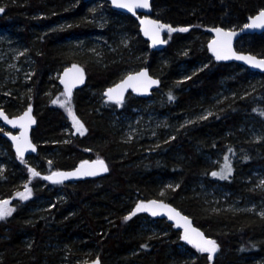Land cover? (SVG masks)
<instances>
[{"label":"trees","instance_id":"obj_1","mask_svg":"<svg viewBox=\"0 0 264 264\" xmlns=\"http://www.w3.org/2000/svg\"><path fill=\"white\" fill-rule=\"evenodd\" d=\"M101 1L0 0L5 9L0 34L24 42L33 59L32 76L24 84L0 70V103L8 115H18L34 98L38 154L29 159L39 160L43 174L72 169L95 153L109 166V173L97 179L50 184L43 177L30 183L25 161L15 156L0 129V164L6 165L0 199L14 197L17 206L0 222V264H85L77 261L84 257L99 258L101 264H169L171 256H178V239L173 243L172 238L181 232L153 237L144 230L149 215H131L140 201L149 199L176 206L216 241V255L209 259L208 253H197L194 264L263 263L264 214L212 210L202 187L216 179L241 203L264 200V192L242 182L252 169L264 168V74L237 63H218L207 48L212 28H242L264 9V0H152L154 18L188 29L168 32L162 51L150 48L133 17ZM120 20L137 34L127 48L112 37ZM98 34L113 51L82 49ZM236 49L264 58V33L241 36ZM72 63L83 65L88 74L71 100L88 129L83 136H74L66 114L49 103L48 93L57 84L53 75ZM144 67L161 80L160 93L156 90L150 99L167 120L163 128L155 127L157 135L142 130L128 140L120 117L132 118L133 109H144L147 99L127 97L117 104L104 92L128 70ZM206 108L213 109L208 117L181 123ZM218 153L219 163H211ZM31 169L35 171L33 165ZM22 178L32 185L24 200L18 195ZM166 181L177 186L163 198L158 193Z\"/></svg>","mask_w":264,"mask_h":264},{"label":"rangeland","instance_id":"obj_2","mask_svg":"<svg viewBox=\"0 0 264 264\" xmlns=\"http://www.w3.org/2000/svg\"><path fill=\"white\" fill-rule=\"evenodd\" d=\"M96 5H99L101 7V3L96 4ZM96 5H94L93 8H98ZM1 7L3 8L2 5H0V8ZM122 22L123 21L120 20V22L117 25H113L114 30L112 32V37L114 38L117 36L119 38L118 40L120 41L122 48H127L136 39L137 34L135 31H133V29L126 28L128 24L126 25L124 23L123 26H121ZM167 36L168 34L166 35V38ZM102 38H104V36L101 34L93 36L92 39L86 44V47H83L82 49L83 50L88 49L91 52H97V53L104 52L106 48L113 51V48L106 47L105 43L102 42L103 41ZM144 55L147 56L148 52H144ZM32 65H33V59L30 56V49L26 44H24V42L18 40L14 35L12 36L10 34L8 35L0 34V70L6 73H9L12 76V78L10 77V79H12L11 80L12 82H16L17 80H21V84L28 82L33 73ZM68 66L69 65L65 66V68ZM134 71H136L135 68L128 70L123 75V77H125L127 74L134 72ZM53 76L56 79L57 84L56 86L53 85L54 86L53 89L50 90V92L48 93L50 97L49 103L61 109L66 114V116L69 119L70 126H71V121H73V119L69 115L67 109L68 107H71L72 113L76 117L74 113V109H73V104L71 103L70 100L66 98L62 87L59 85L60 73H55ZM186 76L187 75L183 77H186ZM29 90H30V87H27L25 88L24 91H29ZM157 91L160 93V90H157ZM224 99H225V95H223L220 100L216 99L215 103L218 104L222 102ZM66 100L70 101V103L65 104L64 107H61V104L64 103ZM33 101H34V98L30 97L28 99L29 104H26V107L31 105ZM54 101L56 102L54 103ZM154 104H155V100L148 98L146 100V105L144 109L141 107L133 109L134 115L132 118L130 117V115L123 117V118L120 117V121L122 122V126H123L122 131L125 134L126 139L132 140V139H135L136 137H139L140 132L142 130L147 132L148 135L150 136H155L157 135V132H158V130L157 131L155 130V127L157 129L163 128V126L166 123L167 117L159 115L158 112L154 109ZM1 106H3V104L0 103V108ZM212 110L213 109L211 108H206L198 113H195L192 117H185L181 121V123L188 124L195 120L206 118L212 113ZM145 113H146V118L143 121L145 117L144 115ZM0 129L3 130V132L7 131L1 123H0ZM253 132L255 135L259 134L258 137H260V135L262 136L261 132L259 133L257 131H253ZM220 156H221L220 153H218L216 154L215 157H211V159L209 156L208 160L210 159V162L213 164H218L220 161L219 160ZM92 159H104V158L100 154L95 153L93 154ZM25 164L27 165L28 169H31L33 165V167H35V171L39 173L38 176H33L32 173L30 172L29 177H27V181L29 178L30 183L37 179L43 178L45 177V175H47L41 172V168H40L41 165H39V160L27 159L25 161ZM5 170H6V165L3 163L0 164V176L3 174ZM242 182H245L244 184L247 185V187H249L252 190L264 192V168L256 167L252 169L249 175L243 178ZM20 185H21L20 187H22L21 189H19L20 193H26L27 190L25 188V185H27L28 192H30V187H32V185L24 183L23 178L21 179ZM176 186H177V183L166 181L160 186V190L158 194L164 198L167 195V192H168L167 190H169L170 188H174ZM202 189H203L204 200H205L204 202L206 206L211 208L212 210H215V211L217 210L233 211L234 210V211H246V212L248 211V212L256 213L259 215L264 214V200L263 199L261 198L259 200L246 199L244 203H241L240 201H238L237 198H233L232 192L229 189H226L222 185L221 181L219 180L215 179L213 182L209 183V186L205 185L202 187ZM27 196H30V194H28ZM5 199L7 198L0 199V202L4 201ZM141 204H144V201H140L138 203V205H141ZM8 207L13 209V211L11 212V215L13 212H15L17 208V206L14 205L13 202L10 205H8ZM136 208L134 212L136 211ZM136 213H145V211H140ZM11 215H8L4 217L3 219H0V222L6 221L7 218ZM157 220L158 219H154L150 217L148 222H146L144 225V230L150 231L152 233V236L156 238L165 237V236L168 237L171 233V230L175 228L172 227L171 229L165 223H160ZM177 239H178V242H177L176 248H177L178 256H175V257L174 255L171 256L172 258L170 259L172 262H170L169 264H194L197 258V253H203V252L198 251L196 247L192 246L187 241H185L182 234L178 238H172L173 243ZM216 253L217 251L214 254H212V257H214ZM77 261H79V263H85V264H88L91 262L87 257L79 258ZM258 264H264V262L262 263L260 261L258 262Z\"/></svg>","mask_w":264,"mask_h":264},{"label":"water","instance_id":"obj_3","mask_svg":"<svg viewBox=\"0 0 264 264\" xmlns=\"http://www.w3.org/2000/svg\"><path fill=\"white\" fill-rule=\"evenodd\" d=\"M89 1H96V0H89ZM106 2H108L111 6V8L117 12L123 13L125 15L131 16L133 17L137 23H138V27H139V32L142 36V38L144 40H146L150 46L151 49L155 50V51H162L166 48L167 46V39H166V35L169 32L168 31V27H171L170 24L165 23L163 21H160L156 18L153 17V6H152V0H148V4L149 7L148 8H135L134 11H129L127 8H120V7H116V5L113 3V0H104ZM122 2H128V0H122ZM2 8V7H1ZM4 9V8H3ZM5 11V9H4ZM3 12H0V17L3 15ZM262 11H264V9H262L258 14L254 15L253 17H250L248 19V22L240 29H228V28H224V27H214L211 29L210 33H211V39L207 44V48L209 51V54L211 55V57L218 63H237L240 64L246 68H248L249 70H251L252 72H256L259 74H264V69L261 68H256L253 67L250 63L245 62V60H240V59H235L230 58V59H216V55L213 52L212 47H210V45H212V42L214 40L223 42L226 38L225 37H218L217 32L215 31L216 29H220L221 32H227V33H235V35L231 36V41H230V46H231V51L233 53H235L236 56H243V57H253L256 60H264L263 57H258L254 54L251 53H244V52H239L236 49V43L238 42V40L241 38V36L243 35H253V34H262L264 33V28H250V27H246V25H249L252 23V20L257 17ZM143 21V23H142ZM148 21H152L155 22V24L159 25V24H163L166 27L163 29H159V36H158V40L159 42L154 43L153 42V37L155 35L156 29L154 27L153 24H149L147 23ZM172 28V27H171ZM145 29L148 30L149 34L146 35L145 34ZM219 45H214L213 47H218ZM73 67L79 68L82 70L83 72V83H75L74 86L71 87V96L68 97L65 93V84L62 83V80L67 81L70 85L72 84V78L74 76H76V73H69V76L66 77L65 73L68 72L69 69H73ZM146 73V76H140V73ZM135 77L136 79H133L131 81L128 80L129 77ZM88 80V74H87V70L85 69V67L79 63H73L71 65H69L68 67L64 68L59 76V85L62 87L65 96L68 100H71L74 92L76 90H79L81 88H83ZM127 81V84H125V82ZM151 81H156V83H151ZM118 85H124V88L122 90V99L120 100V102H123L127 96V94L129 92H131L134 96L139 97V98H144L147 99L149 97H151L154 93V91L158 90L161 86V80L158 77L153 76L150 73V70L146 67L141 68L140 70L136 71V72H132L127 74L124 78H122L120 81H118L117 83L107 87L105 94L108 92L109 89L112 88H117ZM120 90H118L119 92ZM118 93H113V96H116ZM107 98L109 99L108 95H106ZM110 100V99H109ZM110 101L115 102L114 99H111ZM29 108H31V112H30V117L32 119V121H34V123L29 122L27 119L25 121H23L24 124H26V135H27V140L31 143L32 146H34L35 151H32L31 148L27 149L24 152L23 158L22 159H26L28 156L33 155L36 156L38 154V145L36 144V142L33 140V131L36 129L37 124H38V120L37 117L35 115V111H34V106L33 105H29L22 113L15 115V116H10L6 113V111L3 108H0V113H2L3 115H0V123H2L6 129H8L9 131H6L3 133V137L10 143L13 152L15 153V155L21 159V157L18 156L17 151H16V141H14L12 139V137H19L21 135V132H24L25 129H22L19 125L21 123L20 121V117L24 116V114L26 112H28ZM5 117L7 119H5ZM8 121H16V126L14 127L13 124L9 123ZM81 124L82 121L79 120ZM84 128L86 129L87 132V128L86 126L83 124ZM76 134V133H75ZM21 143H23V141H21ZM97 161H103L104 166L107 168V171H102L99 170L100 169V165L97 164ZM83 166V167H81ZM77 170H80L79 172ZM90 171H98V174L96 175H83L82 173L84 172H90ZM55 172H60V173H77V175L72 176L68 179H64L62 180L61 183H53L51 180L46 179V181L50 184H67V183H77L80 181H85V180H92V179H97L100 177H104L109 173V166L108 164L102 160V159H95V160H86L83 161L81 163H79L76 167L72 168V169H68V170H58ZM53 173V172H52ZM52 173H49L48 175H46V177H50L52 175ZM14 200V197L11 198H7L4 201H8V205L11 204ZM152 201H156L157 204H165L168 206V208L173 209L175 212H178L180 214V216L182 217H186L188 219V221L190 222V225L192 228L197 229L198 231H200L201 233H203V236L206 239H210V237H208L204 231L202 229H200L198 226H196V224L193 222L192 218L188 215H186L185 213H183L180 209H178L176 206L172 205V204H168L165 203L159 199H149L146 200L144 202V205L149 204ZM7 205V206H8ZM161 214L153 216L151 214L150 211H145L146 214H148L150 217L154 218V219H162L167 221L168 223L172 224L173 227L180 231L182 233V235L184 236V228L183 227H178L177 224H183V221L179 219V217L175 218V219H169V213L167 212L166 209H160L159 210ZM192 245V244H191ZM193 246V245H192ZM101 264V261L99 258L94 259L93 261H91L88 264Z\"/></svg>","mask_w":264,"mask_h":264},{"label":"snow or ice","instance_id":"obj_4","mask_svg":"<svg viewBox=\"0 0 264 264\" xmlns=\"http://www.w3.org/2000/svg\"><path fill=\"white\" fill-rule=\"evenodd\" d=\"M113 3L116 5V7H120V8H127L129 11H134L135 8H148L149 4H148V0H128V2H122V0H113ZM4 9L0 8V12H3ZM143 23V21H142ZM147 23L149 24H153L156 32L155 35L153 37V42H159L158 40V36H159V29H163L166 26L163 24H155V22L152 21H148ZM246 27H250V28H264V11H262L257 17H255L252 20V23L249 25H246ZM187 28H180V29H174L171 27H168V31L172 32V31H187ZM217 32L218 37H225L226 39L223 42L214 40L212 42V45H210V47H212L214 54L216 55V59L220 60V59H230V58H235V59H240V60H245V62L250 63L253 67L256 68H261L264 69V60H256L253 57H243V56H236L235 53H233L231 51V46H230V41H231V36L235 35V33H227V32H221L220 29H216L215 30ZM145 34L148 35L149 32L147 29H145ZM214 45H219L218 47H213ZM76 73L77 75L74 76L72 78V84L70 85L67 81L62 80L61 82L65 84V93L68 97L71 96V87L75 85V83H83V72L81 69L73 67V69H69L68 72L65 73V76L68 77L69 73ZM140 76H146V73H140ZM133 79H136L135 77H129L128 80L131 81ZM151 83H156V81H151ZM125 84H127V81L125 82ZM124 88V85H118L117 88H112L109 89L108 92L106 93V95H108L109 99H114L116 103H119L120 100L122 99V90ZM118 90H120L118 92ZM113 93H118L116 96H113ZM170 99H172V97H169ZM56 101H54L55 103ZM70 103V101L66 100L64 103L61 104V107H64L65 104ZM68 113L69 115L72 117L73 122H74V126H76V129L78 132H80L81 135L84 134V132L86 131V129L84 128L83 124L80 123L79 120L76 119V117L73 115L71 107H68ZM30 112H31V108H29L28 112H26L24 114V116L20 117V127L22 129H25L24 132H21V135L19 137H12V139L14 141H16V151L19 157H21V159L23 158L24 152L31 148L32 151H35L34 146L31 145V143L27 140V135H26V124L23 123V121H25L26 119L31 122L34 123V121H32L31 117H30ZM0 115H3L2 113H0ZM5 119H7L5 117ZM9 123L13 124V126H16V121H8ZM21 141H23V143H21ZM227 160V158H225ZM97 164L100 165V169L102 171H107V168L104 166L103 161H97ZM83 167V166H81ZM225 168L228 170V172L231 171L230 167L225 164ZM29 171L32 173L33 176H38L39 173L29 169ZM78 172L80 170H77ZM83 175H96L98 174V171H90V172H84L82 173ZM77 175V173H60V172H53L52 175L50 177H45V179H49L51 180L53 183H61L62 180L64 179H68L72 176ZM212 175L216 176L218 175L217 173H213ZM222 178H224L222 176ZM25 188L27 190V185H25ZM20 196L21 199H27L28 196L25 195L24 193H20L18 194ZM8 201H2L0 202V219H3L4 217L11 215V212L13 211V209L9 208L8 205ZM160 209H166L167 212L169 213L168 218L169 219H175L177 217H179L180 220L183 221V224H177L178 227H183L184 228V240L187 241L189 244H192L194 247L197 248L198 251L200 252H205L208 253L209 259H212V254H214L217 250H218V246L216 244V242L214 240L211 239H206L203 236V233H201L200 231H198L195 228H192L190 225V222L188 221V219L186 217H182L180 216V214L178 212H175L173 209L168 208L167 205L165 204H157L156 201H152L147 205L141 204L138 205L136 208V211L133 212L131 215L134 216L136 214V212H140V211H150L151 214L153 216L159 215L160 213ZM131 219V216L125 217V220ZM98 264V262H97Z\"/></svg>","mask_w":264,"mask_h":264},{"label":"flooded vegetation","instance_id":"obj_5","mask_svg":"<svg viewBox=\"0 0 264 264\" xmlns=\"http://www.w3.org/2000/svg\"><path fill=\"white\" fill-rule=\"evenodd\" d=\"M127 97H129V98H131V97H136V96H134L131 92H129L128 94H127V96H126V98ZM139 98V97H138ZM110 101V100H109ZM111 102V101H110ZM28 107V106H27ZM26 107V108H27ZM24 111V110H23ZM22 111V112H23ZM21 112V113H22ZM20 114V113H19ZM13 116H15V115H13ZM76 119L77 120H81V119H79L77 116H76ZM82 121V120H81ZM2 124V123H1ZM84 125H85V123H83ZM3 125V124H2ZM4 126V125H3ZM86 126V125H85ZM4 128H5V126H4ZM87 128V127H86ZM6 129V128H5ZM7 131H9L8 129H6ZM71 132H72V134L74 135V136H83V135H86L87 134V132H88V129H87V132L85 131L84 132V134L83 135H81L80 134V132H78L77 131V129H76V126H74V122L73 121H71ZM4 133V132H3ZM76 133V134H75ZM36 144L38 145V143L36 142ZM89 152V151H88ZM14 153V152H13ZM15 154V153H14ZM16 156V155H15ZM31 156H33V155H30V156H28L26 159H20V160H23V161H26L27 159H29ZM17 157V156H16ZM18 158V157H17ZM19 159V158H18ZM87 160H95V159H87ZM102 160H104V159H102ZM85 161V160H84ZM105 161V160H104ZM106 162V161H105ZM46 177V176H45Z\"/></svg>","mask_w":264,"mask_h":264},{"label":"bare ground","instance_id":"obj_6","mask_svg":"<svg viewBox=\"0 0 264 264\" xmlns=\"http://www.w3.org/2000/svg\"><path fill=\"white\" fill-rule=\"evenodd\" d=\"M258 141V140H257Z\"/></svg>","mask_w":264,"mask_h":264}]
</instances>
